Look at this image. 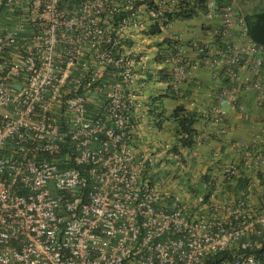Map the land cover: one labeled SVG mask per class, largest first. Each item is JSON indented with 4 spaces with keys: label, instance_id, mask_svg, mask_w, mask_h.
<instances>
[{
    "label": "built area",
    "instance_id": "built-area-1",
    "mask_svg": "<svg viewBox=\"0 0 264 264\" xmlns=\"http://www.w3.org/2000/svg\"><path fill=\"white\" fill-rule=\"evenodd\" d=\"M22 3L33 17L29 36L0 38V264H205L219 253L229 257L210 264H264V249L253 253L264 248V198L251 205L240 191L239 199L215 204L211 191L190 208L171 179L165 185L149 175L130 135L135 101L124 88L134 79L131 65L117 52L141 11L157 30L197 9L207 19L218 16L209 32L217 46L192 42V60L180 49L160 59L170 67L166 79L175 97L188 69L211 68L237 83L219 90L202 119L217 126L232 111L247 120L238 104L243 91H254L264 111V48L248 38L241 46L230 42L232 6L220 0ZM240 65L249 77L238 76ZM90 94L101 95L93 115ZM235 148L243 166L264 175V126ZM221 175L229 183L240 177L230 163Z\"/></svg>",
    "mask_w": 264,
    "mask_h": 264
},
{
    "label": "crops",
    "instance_id": "crops-1",
    "mask_svg": "<svg viewBox=\"0 0 264 264\" xmlns=\"http://www.w3.org/2000/svg\"><path fill=\"white\" fill-rule=\"evenodd\" d=\"M76 1V0H73ZM236 19L228 28L229 40L237 46L246 42L243 35L245 15L264 10V0H232L228 2ZM33 17L25 9L22 0H0V38L10 33L28 37ZM139 21L135 26L124 29V38L117 52L130 62L133 82L124 88V93L133 95L135 106L131 112V141L137 157L144 158L153 180L168 183L171 176L177 181H188L182 189L172 191L183 199L189 198V207H199L197 199L201 196L203 186L200 178L209 176L208 182L213 183L212 202L221 204L240 198V191L235 189L238 179L246 180L245 200L251 205H258L264 198V175H255L253 171L239 162L235 143L251 141L258 126H264V111L255 104L256 94L251 89L239 94L238 104L248 115L247 120L241 119L236 113L229 111L220 125H212L202 119L201 111L209 110L215 103L216 95L221 88L235 86L223 79L220 73L207 67L187 70V74L179 84V96H173L166 79L169 66L162 63L160 57L169 55L173 49H180L186 60L193 59L190 43L197 42L208 47L218 45L209 34L220 22L219 17L207 19L202 10H195L191 17H176L169 26L152 32V27L143 11L139 13ZM85 52V59L89 57ZM160 54V55H159ZM91 65L90 60H87ZM247 66L240 65L236 72L240 78L249 77ZM264 77V61L260 69ZM214 74V75H213ZM100 94H90L87 111L93 115L97 111ZM194 113L197 118L192 128L195 132L193 142L201 140V144L190 148H178L179 155L168 151L175 143L177 127L172 118L175 108ZM159 124L157 128L156 124ZM257 147L262 148V143ZM234 165L239 178L234 182L224 181L221 175L223 164ZM187 185L194 188L189 191ZM199 192L196 200L191 195ZM193 193V194H192ZM189 194V195H188ZM193 199V200H191ZM202 208V207H201Z\"/></svg>",
    "mask_w": 264,
    "mask_h": 264
},
{
    "label": "trees",
    "instance_id": "trees-1",
    "mask_svg": "<svg viewBox=\"0 0 264 264\" xmlns=\"http://www.w3.org/2000/svg\"><path fill=\"white\" fill-rule=\"evenodd\" d=\"M69 1H73V0H69ZM230 1L232 0H222L223 3H228ZM176 17H182V15H176ZM243 27L248 40L264 48V10L253 14L245 15L243 17ZM151 31L155 32L157 31V29L154 27L153 29H151ZM171 116L176 121L177 134H176L175 143L172 145V147L168 152L172 153L173 155H179L177 152L178 148H190L194 143L193 137L195 135V132L192 126L195 123L197 116L194 113L186 112L179 107L173 110ZM156 126L157 128H159L158 123L156 124ZM151 168L152 166L146 165L147 171L150 170ZM208 177L209 176L204 175L200 178L201 186H203L202 188L203 192H201L200 194L205 201L207 200L210 192L212 191V188L209 184L210 182H208ZM184 181L186 184L188 183V181L186 180ZM245 187H246V180L238 179L235 182V189H237V191H245ZM185 188H187L189 191L194 192V188L192 186L187 185V187ZM262 249L264 248L254 251L253 253L255 255H259ZM226 257L227 258L229 257L227 253H219L211 258H208L205 261V264H210L212 262H215L219 259Z\"/></svg>",
    "mask_w": 264,
    "mask_h": 264
},
{
    "label": "rangeland",
    "instance_id": "rangeland-1",
    "mask_svg": "<svg viewBox=\"0 0 264 264\" xmlns=\"http://www.w3.org/2000/svg\"><path fill=\"white\" fill-rule=\"evenodd\" d=\"M170 179L171 180L169 181L168 184H170V186L173 187V189H175V190H176L177 187H181L183 189L184 186L186 185V183H185V181L183 179H179V181H177V179L173 178L172 176H171ZM197 196H199V193H194V195H191V197L193 199L196 198ZM193 199H191V200H193ZM194 200H196V199H194Z\"/></svg>",
    "mask_w": 264,
    "mask_h": 264
},
{
    "label": "clouds",
    "instance_id": "clouds-1",
    "mask_svg": "<svg viewBox=\"0 0 264 264\" xmlns=\"http://www.w3.org/2000/svg\"><path fill=\"white\" fill-rule=\"evenodd\" d=\"M222 2V0H220ZM223 3V2H222Z\"/></svg>",
    "mask_w": 264,
    "mask_h": 264
}]
</instances>
